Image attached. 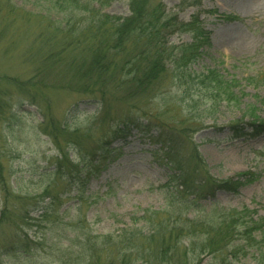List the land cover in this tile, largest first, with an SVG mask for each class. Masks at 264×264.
I'll return each mask as SVG.
<instances>
[{
  "label": "rangeland",
  "instance_id": "1",
  "mask_svg": "<svg viewBox=\"0 0 264 264\" xmlns=\"http://www.w3.org/2000/svg\"><path fill=\"white\" fill-rule=\"evenodd\" d=\"M163 1L183 20L193 13L201 14L211 31V45L192 67L197 72L219 69L233 80L232 96L239 100L235 105L222 104L213 118H204L203 127L193 129L189 124L199 118L198 112L193 111L189 118L184 116L185 107L182 112L177 106L166 111L159 95L154 105L159 107L161 119L169 120L173 136H184L185 146L186 142L198 145L205 168L214 177L226 179L249 170L255 174V180L238 193L219 191L214 200L202 201V206L187 216L214 221L222 215H235L233 219L240 223L234 245L239 251L228 264H264V130L253 137H235L228 125L243 117L264 123V0H202L200 7L184 5L183 0ZM59 2L0 0V99L11 118L0 119V221L6 207V218L0 225V264H65L67 246L77 250L87 237L117 233L136 219L142 224L139 216L144 210H162L167 202L161 185L172 170L154 136L161 132L167 139L170 129L133 126L113 142L118 153L115 159L88 179L87 169L81 172L78 164H83V156L105 138L113 124L99 99L40 82L33 88L35 103L32 94L19 89V81L41 79L33 68L40 56L36 50L41 49L39 34L41 29L57 31L56 25L68 16L57 10ZM103 7L114 15L130 14L127 0H108ZM215 9L218 12H212ZM220 14H236L244 20L226 21ZM171 40L178 44L189 41L190 36L175 34ZM164 87L169 94L176 90L169 82ZM119 105L123 114L130 110L127 104ZM183 119L190 123L182 125ZM51 121L58 123L56 135L69 158L62 162L61 170L62 154L49 134ZM60 124L76 132L71 136L80 146L68 143L71 139L64 129H58ZM183 153L187 157L188 147ZM46 189L49 195H44ZM49 206L54 219L44 217ZM20 209L29 213L17 215ZM252 224L258 226L250 235L256 243L249 247L241 232ZM17 232L27 234L30 250L3 251L4 242ZM77 235L81 237L78 242L74 238ZM210 259L206 257L202 264Z\"/></svg>",
  "mask_w": 264,
  "mask_h": 264
},
{
  "label": "trees",
  "instance_id": "2",
  "mask_svg": "<svg viewBox=\"0 0 264 264\" xmlns=\"http://www.w3.org/2000/svg\"><path fill=\"white\" fill-rule=\"evenodd\" d=\"M107 1L60 0L57 10L68 16L56 25L57 31L50 33L41 29L39 34L41 49L36 50L40 56L33 68L41 79L35 82L33 77L29 82L17 83L22 92L32 94L35 103L37 97L33 88L40 82L44 86L93 94L99 99L101 109H105L113 124L105 138L83 156L86 161L78 164L81 172L87 169L88 179L115 159L118 153L113 142L133 126L145 130L170 129L169 120H162L159 107L154 105L159 95L163 96L166 111L171 106L179 107L181 112L186 108L185 117L191 116L193 111L198 112L199 118L191 123L189 119L180 121L182 125L189 122L193 129L203 127L204 118H213L222 104L232 105L233 102L235 105L239 100L232 96L233 80L227 79L219 69L197 72L192 67L203 56L205 47L211 45V31L199 12L183 20L179 12L168 10L163 0H127L130 14L118 16L104 11ZM182 3L200 7L202 0H183ZM0 10L3 11L1 4ZM220 17L226 21L244 20L236 14H220ZM175 34H188L190 40L176 44L171 40ZM166 82L176 89L175 92L171 90L169 94L164 90ZM138 98L146 99L133 101ZM122 103L130 108L124 114L119 105ZM0 119H11L1 99ZM52 121L49 134L62 154L61 170L62 162L69 158L56 135L58 123L55 125ZM228 125L235 137H253L264 130V123L252 118H236ZM61 128L71 139L69 144L80 146L71 136L75 131H68L60 124L58 129ZM171 131L167 139L161 132L154 136V140L162 144L166 163L172 170L168 181L161 185L167 197L164 209L144 210L139 216L144 221L142 224L136 219L117 233L93 239L87 237L83 241L75 236L76 242L80 241L79 247L77 250L72 249V245L66 247L69 256L65 264H202L206 257L211 258L207 264H228L237 256L239 249L235 248L234 241L240 222L233 219L235 215H222L214 221L187 215L198 210L202 201L214 200L219 191L238 193L255 180L254 172L249 170L218 179L205 168L198 145L186 142L185 146L184 136L177 138L181 135L173 136ZM185 147H188L187 157L183 153ZM84 175L82 173V177ZM44 195H49V189ZM50 209L49 206L45 210L44 217L54 219ZM28 211L20 209L17 215L25 217ZM4 218L6 207L2 212V220ZM252 225L245 226L241 232L249 247L256 243L250 235L258 226ZM4 243L3 251L26 253L30 250L25 232H17L13 239Z\"/></svg>",
  "mask_w": 264,
  "mask_h": 264
}]
</instances>
